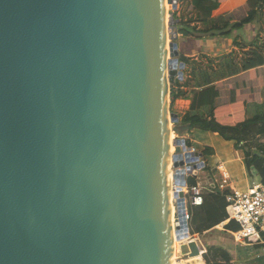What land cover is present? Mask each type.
<instances>
[{"label":"water","instance_id":"water-1","mask_svg":"<svg viewBox=\"0 0 264 264\" xmlns=\"http://www.w3.org/2000/svg\"><path fill=\"white\" fill-rule=\"evenodd\" d=\"M167 2L166 65L164 0H0V264H172L167 69L173 85L185 64ZM170 122L181 243L204 163Z\"/></svg>","mask_w":264,"mask_h":264},{"label":"trees","instance_id":"trees-1","mask_svg":"<svg viewBox=\"0 0 264 264\" xmlns=\"http://www.w3.org/2000/svg\"><path fill=\"white\" fill-rule=\"evenodd\" d=\"M225 1L180 0L186 3V14L190 16L188 20H180L177 25L178 34L195 41L214 36L229 38L233 31H240L252 24L260 10L264 8V0H247L223 14L218 26L212 22L213 14ZM198 25H202V28L198 29ZM248 56L240 66L243 74L237 75L235 64L228 58L225 67L229 70L226 76L222 77V81H215L214 85L195 90L191 98H187L185 89L189 88L188 84L186 82L180 84L177 80L173 84L170 97L171 103L185 99L190 101L188 112L177 123L179 129L183 127H188V131L200 129L215 133L226 141H234L236 147L243 151L247 167H254L262 175L264 183L263 159L259 153L251 152L252 148L264 152V114L258 113L252 118L248 116V105L257 103L262 87L264 89V58L257 51H251ZM180 61L186 66L189 60L181 56ZM211 83L214 81L195 88H202ZM253 136L257 138L251 142ZM186 145L190 147L188 141ZM212 153L211 148H205L202 152L203 155H212ZM188 179V185L196 184L193 177ZM203 197V204L191 211V235H200L226 220L227 204L224 195L220 192H212ZM223 230L236 233L239 227L236 223L229 222L223 226Z\"/></svg>","mask_w":264,"mask_h":264},{"label":"crops","instance_id":"crops-1","mask_svg":"<svg viewBox=\"0 0 264 264\" xmlns=\"http://www.w3.org/2000/svg\"><path fill=\"white\" fill-rule=\"evenodd\" d=\"M247 0H226L224 3L219 5V8L214 12L212 22L220 25V18L223 14L229 12L235 6L240 5ZM212 25V23H211ZM210 25V26H211ZM209 26V27H210ZM202 25H198V29H201ZM192 40V39H191ZM194 43H200L197 46L191 47L187 52L183 51L181 54L184 57H201L204 56L207 62L213 61L215 65L214 71L219 74H226L228 67H225V63L228 58L235 64V72L237 75L243 74L241 71V63L248 59V54L251 51L259 52L264 58V8L260 10L256 20L240 31H233L229 38H222L214 36L213 38H204L200 41L192 40ZM202 47V48H201ZM260 49V50H259ZM230 56V57H228ZM264 68V65H263ZM235 75V76H237ZM220 78L216 82L222 81ZM214 83L203 86L202 88H186L187 98H191L192 92L195 90L204 89ZM174 104L175 113L180 119L189 110L190 101L189 99L177 100ZM258 113L264 114V89L259 95L257 103L248 105V116L254 117ZM208 132L205 134V139L211 137ZM215 134V133H213ZM183 137L189 142L190 148L198 153H202L205 148H211L213 153L210 158L219 161V164L212 167L210 173L213 171L218 173L222 180V172L226 174L229 181L225 186V192L228 194L232 191L246 192L253 185L264 184L262 181V175L254 167H247L244 160V153L241 149L236 147L234 141L220 143L219 149L214 143H207L203 150H197L193 147L192 142L188 139V135L184 134ZM212 138V137H211ZM257 137L253 136L251 142ZM213 139V138H212ZM214 141V140H213ZM212 141V142H213ZM249 142V143H251ZM206 144V143H205ZM240 147V146H239ZM252 154L259 153L261 155L262 163L264 165V152L258 151L255 148L251 149ZM204 163V168L208 165L205 160V155L201 159ZM199 170L195 173L196 178L194 180L199 183V174L207 178V185H209L213 191L218 192L214 180L209 172ZM189 180V179H188ZM187 180V182H188ZM188 184V183H187ZM205 189V188H204ZM193 208H190V212ZM228 224L225 220L221 225L213 228L209 231L203 232L200 235L190 234L195 239V245L197 247V257L205 264H264V233L249 239L236 241L232 231L223 230V226ZM238 226V225H237Z\"/></svg>","mask_w":264,"mask_h":264},{"label":"rangeland","instance_id":"rangeland-1","mask_svg":"<svg viewBox=\"0 0 264 264\" xmlns=\"http://www.w3.org/2000/svg\"><path fill=\"white\" fill-rule=\"evenodd\" d=\"M170 10H171V6L169 5ZM187 8H186V3H182L180 2V0H177V8L173 11V17L176 18V20H178V22H180L181 19L184 20H188L190 15L186 14ZM179 24V23H178ZM166 34H167V43L169 44L170 41L168 40V21H167V25H166ZM179 26L177 27L178 30ZM176 44L178 46V52H179V56H178V60L180 61V58L182 56V52L185 51L187 52V50L191 49V47H193L194 45L197 46L199 45L200 47V43H194L191 39H189L188 37L182 36L180 34H178V39L176 41ZM202 48V47H201ZM169 56V53H168ZM166 53V62L167 60H169ZM188 58V64L184 67L183 69V80L179 81L180 84H183L184 82H186V84H188V86H190V88L193 87H199L202 86L205 83H210L212 81H216L222 77H225L226 75L224 74H219L217 72L214 71V66L215 65L213 63V61H209L207 62V60L203 59L205 58L204 56L201 57H186ZM177 81V80H175ZM192 82V83H191ZM174 87V85H171L168 82V70H167V125H168V130L169 133L171 135V138H173L172 136V130L174 128V125L170 122V114L175 113V109H174V104L171 103V97H170V92L172 90V88ZM208 132L206 131H202L200 129H195L192 131H187L186 134L188 135V139L192 142V145L194 148H196L197 150H203L205 145H207V143H214L216 147H218L219 149H222L219 146V142L221 143H226V142H230V141H226L224 139H222L220 136H218L217 134H213V133H209L211 135V137L213 138H209L205 139V134H207ZM174 134V133H173ZM185 134V133H184ZM176 138L175 134H174V139ZM185 138V137H184ZM214 140V141H213ZM213 141V142H212ZM206 143V144H205ZM191 144V143H190ZM211 155H205V160L206 163H208V165L204 168L205 172H209V174L212 176L215 186L216 188L218 187L219 182H222L221 177L218 173L215 172H211L210 170H212V167L216 166L219 164V161L216 159H211L210 158ZM172 172V170H171ZM173 173V172H172ZM199 184L201 185L202 188H205L203 190V194L204 196H207L208 194L215 192L213 191V189L207 185L206 181V175L203 176L201 174H199ZM218 192L219 189H218ZM185 193L187 194V192L185 191ZM244 193V192H241ZM176 211V209H175ZM176 220V219H175ZM195 239L193 238L191 235L188 239L182 241L180 244H191V245H195ZM178 258H180V250L177 253ZM200 264H205L204 262H202L201 260H198ZM210 264V263H208Z\"/></svg>","mask_w":264,"mask_h":264},{"label":"built area","instance_id":"built-area-1","mask_svg":"<svg viewBox=\"0 0 264 264\" xmlns=\"http://www.w3.org/2000/svg\"><path fill=\"white\" fill-rule=\"evenodd\" d=\"M191 151L194 150L191 148ZM195 173L191 177H186V187L183 189L184 193L185 191L187 192V194L185 193V221L189 226V237L192 217L190 208L200 207L204 198V188L199 183L192 186L187 184L188 178H196ZM228 181V177L222 172V182L219 185V191L224 195L227 204L225 208L226 222H234L239 227L238 232L234 234V239L240 241L264 233V184L253 185L244 193L232 191L227 194L225 186ZM175 188L174 186L172 189L173 193Z\"/></svg>","mask_w":264,"mask_h":264},{"label":"bare ground","instance_id":"bare-ground-1","mask_svg":"<svg viewBox=\"0 0 264 264\" xmlns=\"http://www.w3.org/2000/svg\"><path fill=\"white\" fill-rule=\"evenodd\" d=\"M168 0H164V31H165V48H166V53L168 56L169 53V60H170V49H169V44L167 43V34H166V25H167V21H168V12L170 10L169 4L167 2ZM168 32V31H167ZM169 40V37H168ZM170 41V40H169ZM168 62V60H167ZM166 62V65H167ZM168 70V69H167ZM168 127V125H167ZM173 138H171V135L169 133V130L167 128V147L169 149V158L167 160V191H165L164 193V202H167V215L165 216L166 218V225L168 227V229L170 230V236H171V243H172V253H171V260H172V264H181L178 262V252L180 250V246L182 244H180L179 242H177L175 240L176 237V229H175V223H176V212H175V206H174V199H173V192L172 189L174 187V181H173V173L171 172L172 170V160H171V154H172V150L173 147L171 146V142L172 140H174V134L172 133ZM196 176V175H195ZM187 264H200L198 259L190 261Z\"/></svg>","mask_w":264,"mask_h":264}]
</instances>
